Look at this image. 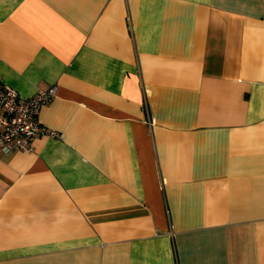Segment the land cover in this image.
<instances>
[{
	"label": "crops",
	"instance_id": "1",
	"mask_svg": "<svg viewBox=\"0 0 264 264\" xmlns=\"http://www.w3.org/2000/svg\"><path fill=\"white\" fill-rule=\"evenodd\" d=\"M0 82V264H264V0H0Z\"/></svg>",
	"mask_w": 264,
	"mask_h": 264
},
{
	"label": "built area",
	"instance_id": "2",
	"mask_svg": "<svg viewBox=\"0 0 264 264\" xmlns=\"http://www.w3.org/2000/svg\"><path fill=\"white\" fill-rule=\"evenodd\" d=\"M56 91L57 87L51 85L22 98L16 89L0 82V147L3 150H32L35 135L55 134L39 122L38 113L53 100Z\"/></svg>",
	"mask_w": 264,
	"mask_h": 264
}]
</instances>
